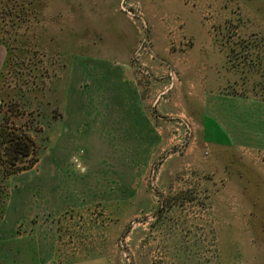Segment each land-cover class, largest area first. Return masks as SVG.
Wrapping results in <instances>:
<instances>
[{"label":"rangeland","instance_id":"obj_1","mask_svg":"<svg viewBox=\"0 0 264 264\" xmlns=\"http://www.w3.org/2000/svg\"><path fill=\"white\" fill-rule=\"evenodd\" d=\"M41 2L10 60L0 44V142L33 150L1 155L0 264H264V101L227 94L215 40L240 13L264 33V0Z\"/></svg>","mask_w":264,"mask_h":264},{"label":"trees","instance_id":"obj_2","mask_svg":"<svg viewBox=\"0 0 264 264\" xmlns=\"http://www.w3.org/2000/svg\"><path fill=\"white\" fill-rule=\"evenodd\" d=\"M35 3L39 4V7L35 9L42 11L43 2L37 0ZM32 6L33 2L29 0H0V44H3L7 48L9 60L14 55L13 45L25 36V29L29 26L30 20L33 17L34 8ZM253 9L255 10V15L259 17L264 16L261 13H264V7L260 10L258 8ZM254 10L252 11L254 12ZM218 35L215 40L224 47L227 68L234 76L233 84H235L232 90L227 91V94L264 101V33L259 30H247L245 20L242 13H240L235 20L227 21L221 31L218 32ZM236 85H240V87L237 88ZM27 142L31 145V141L24 135L7 136L4 141L0 142V159L2 160L1 155L3 154L5 155L3 159L6 165L8 160L10 162L8 165H16L19 162L18 152L20 149H23V146ZM4 198L1 203L7 201L8 197ZM75 213V210L63 213L59 218V222L62 217L75 219L77 216ZM78 216L79 218L82 217V215ZM1 217L2 212L0 213V219ZM87 222L85 221L81 230L89 228L86 225ZM62 231H64V234ZM64 235L69 236L71 239L74 237L72 230L69 228L63 230V228L58 226L57 237L62 238ZM85 245L87 246L86 251L90 255V251L94 248L90 247L89 243H85ZM55 256H60L59 249L58 252L56 251ZM65 260L76 261L75 253L73 256L65 257Z\"/></svg>","mask_w":264,"mask_h":264},{"label":"crops","instance_id":"obj_3","mask_svg":"<svg viewBox=\"0 0 264 264\" xmlns=\"http://www.w3.org/2000/svg\"><path fill=\"white\" fill-rule=\"evenodd\" d=\"M115 56H103L102 58L104 59H102V60H100L99 62V66H98V68H97V70H96V72H95V74H96V76H97V79L95 78V81L96 80H99V82L100 83H102L101 84V88H103V89H105V87H106V89H108V90H110V89H112V90H114L115 91V95L114 96H118V97H120V98H122L123 97V92H122V89H124V87L122 88L121 87V83H118V84H120V85H115L114 83H111V84H109V86H108V84H103V79H107V78H109V79H112V78H114V77H116L117 75H121L122 74V72L119 70V67H115L113 64H114V62H113V64H112V62L111 61H107V60H105V59H111V58H114ZM80 59V61L78 62L79 64L82 62L81 61V58H79ZM98 59V58H97ZM106 61V62H105ZM82 63H84V62H82ZM89 64V65H91L92 64V62H85V64ZM78 64V65H79ZM77 68H75V69H73L72 70V73H71V75L73 74V72L76 74V72H78V66H76ZM93 70V69H92ZM95 71V70H94ZM92 72V71H91ZM94 76V75H93ZM69 79V78H68ZM72 82V79L70 78L69 79V83L67 84V88L68 89H70V83ZM121 89V90H120ZM69 95V94H68ZM68 97V96H67ZM70 98H71V95H70ZM70 100V99H69ZM70 104V103H69ZM72 106H74L73 107V109H76L77 111H79V109H80V105H73L72 104ZM67 107V106H66ZM68 120H65V117H64V124H65V128H64V130H66L67 129V131L69 132V129H71V119H70V115L69 114H71V109H70V107L68 106ZM71 111V112H70ZM73 112H76L75 110L73 111ZM70 121V122H69ZM35 186V185H34ZM26 197V196H25ZM21 201H22V203L23 204H21ZM19 203H18V207L19 206H21V205H26V203H25V200H21ZM17 207V206H16ZM25 207V206H24ZM19 210L21 209V208H18ZM6 219V218H5ZM12 219H13V221H14V218L12 217ZM13 226V222L12 221H9V220H4L3 222L1 221V223H0V230H9V229H11V227ZM54 255H55V253L53 252L51 255H50V257L48 258V262L49 261H51V260H53L54 259Z\"/></svg>","mask_w":264,"mask_h":264},{"label":"flooded vegetation","instance_id":"obj_4","mask_svg":"<svg viewBox=\"0 0 264 264\" xmlns=\"http://www.w3.org/2000/svg\"><path fill=\"white\" fill-rule=\"evenodd\" d=\"M27 143H25L23 149L19 150L18 161H25L30 157L33 150H32V146L29 143L28 144Z\"/></svg>","mask_w":264,"mask_h":264}]
</instances>
